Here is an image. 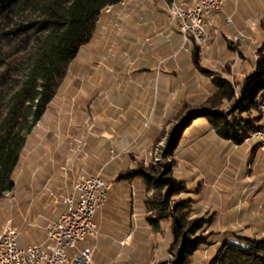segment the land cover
Returning a JSON list of instances; mask_svg holds the SVG:
<instances>
[{
  "label": "rangeland",
  "instance_id": "374dc122",
  "mask_svg": "<svg viewBox=\"0 0 264 264\" xmlns=\"http://www.w3.org/2000/svg\"><path fill=\"white\" fill-rule=\"evenodd\" d=\"M168 1L119 0L104 6L93 35L79 46L44 112L25 133L12 171L13 186L0 196V229L4 225L16 228L18 245L41 240L43 224L61 209L63 197L16 196L19 194L14 187L26 173L31 177L56 161L64 146L67 150L59 167L64 185H70L71 191H76L73 177L83 173L75 169L74 176L67 179L73 158L90 148L95 156L102 155L94 158L95 165L106 160L100 172L110 181L108 194L116 198L114 208L107 209L102 218L100 237L105 236L109 246L103 260L111 258L112 264H172L175 258L169 244V221L159 220L156 227L145 222L151 211L143 199L152 195L151 188L145 189L133 179L111 178L110 171L133 164L168 166L188 186L181 195L194 198L190 200L192 215L213 213L207 228L227 227L248 235L264 232V151L253 132L240 143H224L205 131L209 127L203 121L190 117L192 106L201 101L210 103L215 96L208 77L192 66L189 52L191 43H196L192 48L202 67L215 69L213 74L220 70L236 90L244 78L240 67H248V59L254 55L252 44L264 40V13L255 20L253 29H235L226 14L244 9L243 1H221L216 30L209 24L208 15L217 9L205 15L207 36L200 44L188 33L182 37L176 20L167 15ZM174 1L189 8L192 0ZM162 5L164 11L159 8ZM250 10L264 12V0H253ZM231 17L235 20L234 14ZM174 24L177 32H169L168 27L173 30ZM218 104L225 105L224 101ZM176 126L181 137L178 143L176 138L173 141L176 149L167 150ZM126 132L128 135L122 136ZM91 136L99 138L101 144H92ZM253 140L256 142L251 148ZM109 212L112 215L107 218ZM120 226L131 232L133 248L123 247L116 253L113 241L117 237L112 233ZM218 235L212 237L218 239ZM97 237L95 228L93 235L85 236L77 246L93 249L90 240ZM213 249V242L196 248L187 264H205Z\"/></svg>",
  "mask_w": 264,
  "mask_h": 264
},
{
  "label": "trees",
  "instance_id": "16d2710c",
  "mask_svg": "<svg viewBox=\"0 0 264 264\" xmlns=\"http://www.w3.org/2000/svg\"><path fill=\"white\" fill-rule=\"evenodd\" d=\"M118 1L0 0V196L13 186L12 171L25 133L44 112L79 46L93 35L102 8ZM192 46L191 64L208 77L215 100L192 106L190 117L203 121L209 127L205 131L224 143L242 142L262 128L259 104L264 99V40L252 44L254 55L248 59V67H240L244 78L236 90L220 70L213 74L215 69L202 67ZM223 101L225 105L220 106ZM177 132L178 126L167 141V150L176 149L173 141L176 138L178 143L181 137ZM111 175L114 180L133 179L145 189L151 188L152 195L143 199L151 211L146 220L153 227L159 220L169 221V244L175 251L172 264H187L192 251L206 248L209 242L214 243V249L205 264H264V232L248 235L227 227L207 228L213 213L192 215L190 200L194 198L181 195L188 186L168 166L133 164ZM217 232L220 235L214 239L212 234Z\"/></svg>",
  "mask_w": 264,
  "mask_h": 264
},
{
  "label": "built area",
  "instance_id": "2783aa9c",
  "mask_svg": "<svg viewBox=\"0 0 264 264\" xmlns=\"http://www.w3.org/2000/svg\"><path fill=\"white\" fill-rule=\"evenodd\" d=\"M215 3L218 0H200L197 9H187L174 1V9L167 15L176 20L183 38L188 33L202 44L207 35L201 19L215 10ZM253 136L264 139V127ZM72 181H76V191L63 196L64 207L43 224L41 240L21 246L16 242V228L4 225L0 229V264H87L92 249L77 243L95 232L93 214L105 202L110 181L98 171L77 173Z\"/></svg>",
  "mask_w": 264,
  "mask_h": 264
},
{
  "label": "crops",
  "instance_id": "0c3cea01",
  "mask_svg": "<svg viewBox=\"0 0 264 264\" xmlns=\"http://www.w3.org/2000/svg\"><path fill=\"white\" fill-rule=\"evenodd\" d=\"M188 1L189 0H186V2H188ZM223 1L224 0H222V3H223ZM236 1L239 2L238 0H236ZM242 1H243V3L241 1L240 2L244 6V9H242L241 11H238V13L231 10L232 14L229 12L226 15L229 14L230 22H234V23H232V26L235 29L241 30L240 29L241 27L248 26L249 29L251 30V29H253V25H255V23H254L255 20H258L264 12L261 10L260 11L259 10L248 11V8L251 7L253 0H242ZM222 3H221V5H222ZM159 8H161L164 11L163 5H162V7L159 6ZM219 12H220L219 9H217L216 11H213L208 15L209 24L211 26L213 25L214 30H216V23L215 22H217V23L219 22V16H220ZM233 14L235 15V20H233L231 17V15H233ZM163 15L165 17V13H163ZM236 20H238V21H236ZM175 25L176 24H174L173 30H171L172 28L168 27L169 32H171V31L177 32ZM98 120H100V122H103L102 119H98ZM69 125H71V124H69ZM71 127H72V125H71ZM128 132H129V128H128ZM128 132L124 133L125 135L122 134V136H126V134ZM102 133H104V132H102ZM89 140L94 145H97V144L100 145L101 144V140L99 138L94 137V136H91V138L89 137ZM93 141H94V143H93ZM62 149H64V151H62ZM66 150H67L66 146H64V148L61 147L62 152L60 151L61 152L60 155L58 154L56 158L54 157L56 161H54L53 163H50V165L48 167L42 166V168L39 169V172H37V171L34 172L33 176L30 177L29 174L26 173V175L22 178V180H20V183H18V185L14 187L15 190L18 191V194H19L16 196H46L45 198H47V196H61V197H63L64 194L68 193V191H71L70 185H68V186L64 185V177L62 178V172H61L60 167H59L60 164L64 160L63 157H61L62 153L65 152ZM93 151H94L93 149L86 148V150H84L83 153L79 155V157L73 158V160H72L73 169L72 168L69 169L70 173L65 174L67 176V179L69 177L74 176L73 170H75V169L76 170L81 169V170H83V173H94V172L98 171L99 174L101 175L100 171L103 170L102 165L106 163V160L103 159L101 161V164L95 165L94 164V158H98V157L100 158L102 155L101 156L100 155L95 156L92 153ZM85 164H87V165H85ZM28 169L31 170L30 167ZM113 172H114L113 170L110 171V174ZM69 175H71V176H69ZM109 176H111V175H109ZM103 178L106 179L105 177H103ZM73 184H74V182H73ZM73 184H72V186H73ZM74 188L76 190V183L74 184ZM110 188H111V186H110ZM72 190H73V188H72ZM108 191L109 190H107V196H106L105 202L100 207H98L93 214V220H94L95 225H96V231L98 232V237L94 238L93 240H90L93 242V249L94 250L92 249L93 253H92L90 260L87 264H89L92 261L94 262V264H112L111 258H108L107 260H103L104 255H105L104 250L107 249V247H109V246H108L106 237L105 236H103L102 238L100 237V233L103 231V229H102V218L104 215H106L108 213V211H106L107 209L111 211L114 208L113 206H114V201L116 198V196H111L112 194H108ZM11 196H13V194ZM61 202H62V200H61ZM112 203H113L112 208L107 207L108 205H111ZM60 205H61V209H62L64 207V203L62 202V203H60ZM61 209H57L54 211V218L56 217V215L59 213V211ZM111 215H112V212L110 213V215L109 214L107 215V218H110ZM51 219H53V218H51ZM47 220H49V219H47ZM145 222L147 223L148 226L150 225V223L147 222V220H145ZM120 227L121 228L114 229V232L112 233V237L113 236L117 237V241L116 240L113 241L117 244V248L115 249L116 253H119L123 247L124 248L128 247L127 249L133 248L132 247L133 244L130 241V239H131L130 233L131 232L127 228L125 229V226H120ZM43 234H44V230H43ZM42 238H43V236H42Z\"/></svg>",
  "mask_w": 264,
  "mask_h": 264
},
{
  "label": "bare ground",
  "instance_id": "6f19581e",
  "mask_svg": "<svg viewBox=\"0 0 264 264\" xmlns=\"http://www.w3.org/2000/svg\"><path fill=\"white\" fill-rule=\"evenodd\" d=\"M221 1L222 0H218V3H215V9H217L219 7V5L221 4ZM199 3H200V0H192L191 6L189 8L187 6V9H197V6ZM173 9H174V0L168 2L167 12H172ZM206 21H207L206 19H201V28L203 31H205L204 25L206 24ZM259 109H260V113H261L262 128H263L264 127V99L260 102ZM259 130H261V129H259ZM259 130H257V131H259ZM256 139L258 141L259 148H264V139H262V138H256Z\"/></svg>",
  "mask_w": 264,
  "mask_h": 264
}]
</instances>
